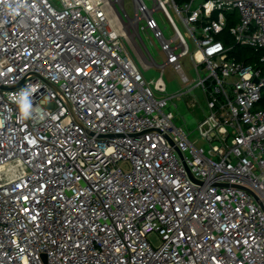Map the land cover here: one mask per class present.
<instances>
[{
	"label": "built area",
	"instance_id": "built-area-1",
	"mask_svg": "<svg viewBox=\"0 0 264 264\" xmlns=\"http://www.w3.org/2000/svg\"><path fill=\"white\" fill-rule=\"evenodd\" d=\"M131 8L0 0V264H264V0Z\"/></svg>",
	"mask_w": 264,
	"mask_h": 264
},
{
	"label": "rangeland",
	"instance_id": "rangeland-1",
	"mask_svg": "<svg viewBox=\"0 0 264 264\" xmlns=\"http://www.w3.org/2000/svg\"><path fill=\"white\" fill-rule=\"evenodd\" d=\"M126 1V5H127V8H128V11L133 14L132 12V8H131V0H125ZM157 18L160 22V25L162 26V28L164 30H166V32H170L171 31V24L168 20V18L164 15V13L162 11H159L157 13ZM180 25V23H179ZM181 27V30L182 31H186L185 28L180 25ZM143 37L147 40V43L149 44L150 46V50L151 52L153 53L154 57L156 58V60L158 62H163L164 61V55L162 54L161 50H160V47L158 46V44L154 41L153 45H150V37L147 38L146 34H143ZM152 39V38H151ZM193 44V43H192ZM131 45H134L135 47V51H134V54L135 56L137 57L138 61L140 63H145L147 62L146 60V51L145 49L142 47H138V45L136 44V42L134 41V38L131 39ZM194 46V44H193ZM185 64V71L191 76L193 77V74H194V69H193V66L190 62H188L187 60L184 62ZM160 74V69L158 68H153L151 70H149L147 73H146V76L148 78L152 77V76H158ZM164 78L167 82V84L169 85V90L170 91H174L178 88V85L180 84L179 81H178V77L175 75L173 69L171 67H167L166 70H165V74H164ZM172 110L178 114L180 112V114H182V120H184L186 122V124L189 126V127H193L196 120L194 118V116L191 114L190 111H186L184 114L181 113V111H183L182 108H172ZM194 136H196V139L197 141H200V137L197 136V134H194ZM149 239L151 240L152 244L154 246H157L159 243H160V236L158 233H152L149 235Z\"/></svg>",
	"mask_w": 264,
	"mask_h": 264
},
{
	"label": "clouds",
	"instance_id": "clouds-1",
	"mask_svg": "<svg viewBox=\"0 0 264 264\" xmlns=\"http://www.w3.org/2000/svg\"><path fill=\"white\" fill-rule=\"evenodd\" d=\"M9 10L13 13L17 11L16 8H11L10 5ZM39 87L38 83H26L10 97L12 103L16 106L17 118L20 121H27L33 116V112L36 109L34 96L39 91Z\"/></svg>",
	"mask_w": 264,
	"mask_h": 264
},
{
	"label": "trees",
	"instance_id": "trees-1",
	"mask_svg": "<svg viewBox=\"0 0 264 264\" xmlns=\"http://www.w3.org/2000/svg\"><path fill=\"white\" fill-rule=\"evenodd\" d=\"M178 1H180V0H178ZM240 51L242 52V54L243 53L246 54V56H248L250 54L251 55L253 54L252 49L247 48V47H240ZM242 58H243V56L240 55V59H242ZM259 106L264 109V92H263V97H262V99L260 101Z\"/></svg>",
	"mask_w": 264,
	"mask_h": 264
}]
</instances>
